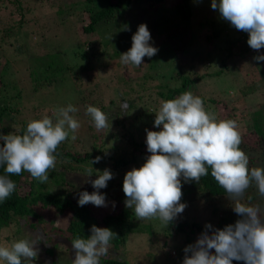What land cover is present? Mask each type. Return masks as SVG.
Listing matches in <instances>:
<instances>
[{"label":"rangeland","instance_id":"rangeland-1","mask_svg":"<svg viewBox=\"0 0 264 264\" xmlns=\"http://www.w3.org/2000/svg\"><path fill=\"white\" fill-rule=\"evenodd\" d=\"M102 2L104 3L105 0ZM97 3L99 5L101 0L92 1L91 7H96ZM177 3V0H164L155 7H149L144 0H132L121 16L114 20L103 21L92 32L86 33L84 26L89 24V17L85 9L83 10L84 0H22V12L16 0H0V52H4V55L8 57L6 64L2 63L6 65L4 70L8 68V72L3 74L0 84L2 85L6 80L9 82H5L7 86L4 85L5 93L9 96L5 101V98L2 99L0 95V107L13 96H17L18 89L21 90L20 97L17 98L16 103L12 104L18 108L19 112L16 110L13 117L9 119L6 117L5 124H10L13 132L19 130L23 119H39L44 115L51 117L53 108H57V105H65L66 102L80 100L79 96L82 94H78L77 97L75 91L84 93L87 86L98 80L99 84L94 95L96 98L100 94L105 99L106 105L103 112L107 116V126L98 131L105 135L109 131V142L118 143L122 139L124 130L117 120L128 116L129 101L133 102L128 97H132L135 103L144 101L148 104L145 107H148V110L155 115L154 112L159 107L156 108V105L150 101L149 98H152V95L149 90L146 92L144 89L151 84L165 86L174 81L177 82L178 80L171 78L172 71L176 69L184 71L187 75H202V78L197 80L189 91L202 99L205 111L216 119H223L219 108L223 113L232 112L231 119L236 121L239 133L247 140L248 145L255 146L251 151L255 167H264V146L259 145L261 142L264 144V138L260 140L258 132L254 129L258 126L264 128V61L254 59L257 55L264 54V47L254 50L246 44L249 48L245 53L238 54L234 51L233 54L230 53L226 42L228 38L240 35L241 30H237L221 18L218 11L210 7L211 0H191L187 15L177 11ZM140 23L146 24L149 29L151 36L149 43L157 48V52L150 58L143 57L144 64L138 67L124 65L120 62V53L131 46V36ZM4 29L5 32L10 33L9 36L1 39ZM208 34H211L210 38L213 39L210 42L204 37ZM86 40L96 42L93 53L101 55L99 60H96L98 61L96 69L93 70L97 74L93 76L91 71L85 72V75L83 73L79 85L76 84L78 81L75 82V77L69 73L62 77L51 72L50 74L56 77L48 81L44 73L38 75L35 74L36 69L30 71L31 68L39 69L47 52L56 53L57 58L65 60L64 51L72 53L75 48L80 50L83 46L86 47ZM69 55L67 54L66 58ZM35 63L38 67H35ZM99 63L104 64L97 72ZM37 79L48 83L36 84ZM10 81L16 86L10 84ZM77 85L80 86V90L76 89ZM85 92H88L87 89ZM139 94L142 95L141 98L138 97ZM89 99L90 97L87 96L86 100ZM122 101L127 102L126 109L121 108ZM219 101H221L219 103L221 107L218 108ZM82 120H79L80 127L75 133L69 131L66 141L77 147L84 146L85 149L92 137L86 121ZM111 144L108 143V146ZM142 148L147 153L146 145ZM142 163L143 161L139 162L138 167ZM66 173V171L64 174L61 173L64 176L63 184L52 183L50 179L44 184L39 181L37 184L63 191L67 185L66 177L73 178ZM123 176L122 173L117 176L112 173V179L107 181L105 188L101 189L107 191L105 205L92 206L96 208L98 218L106 215L107 212L122 210L120 205L124 204L125 196L122 185L117 187L116 183H122ZM94 178L79 175L75 178L77 189L89 192L93 188L87 181ZM251 192L256 196L257 203L242 199L241 202L259 205L261 214L264 215V196L258 193L254 185ZM217 201V204L221 206L218 215H208L203 207H199L208 205L212 208L215 201L210 199L189 203L191 208H185L188 211L192 210L193 213H187L185 208L182 213L188 215L190 219L194 214L202 220L207 216L213 218L212 222L216 223L218 217L224 213L223 208H227V216L233 222L239 218L232 209L231 200L224 198ZM41 212L43 219L49 222V225L53 223L49 233H43L41 229H32L28 223L21 221L0 230V246L10 244L5 235H10L12 232L16 234L12 241L19 238L31 239L32 235H39L41 239L35 245L37 250L35 258L38 262L40 260V264H72L74 250L71 247V241L60 237L64 232L67 217L52 209L43 208ZM125 212L132 215L128 210ZM158 220V217L134 220L156 224L154 229L162 232L153 244H150L141 232L128 235L126 244L119 245L118 248L120 253L127 256L130 264H181L184 258L181 244L172 236H164L165 227L163 228V224ZM55 228L63 232H54ZM51 234L55 237L51 240L50 248L44 249L45 242L49 240ZM162 242L168 244L161 248L159 246ZM33 264L36 263L33 261ZM233 264H244V262L234 260Z\"/></svg>","mask_w":264,"mask_h":264},{"label":"clouds","instance_id":"clouds-1","mask_svg":"<svg viewBox=\"0 0 264 264\" xmlns=\"http://www.w3.org/2000/svg\"><path fill=\"white\" fill-rule=\"evenodd\" d=\"M210 7L237 30L248 34L247 44L254 50L264 47V0H211ZM151 40L146 24L140 23L131 36V46L120 53L124 65L140 66L142 58L152 57L157 48ZM264 61V54L254 57ZM127 108V102H121ZM78 109L71 103L53 108V115L29 120L22 133L0 132V202L15 189V183L6 174L25 171L44 183L49 170L55 169V150L69 131L75 133L80 122L73 113ZM85 113L93 126H107L106 114L89 104ZM153 125L158 130L145 129V145L149 153L139 167L126 171L122 181L125 207L137 218L158 217L164 224L171 222L186 207L181 202V177L185 182L199 181L210 174L227 193L233 211L238 215L234 223L216 228L205 223L204 231L194 243L184 247L181 264H264V215L259 205L242 203L245 190L254 185L264 196V167H249L248 156L239 147L241 136L236 121L216 119L205 111L202 99L191 91L174 98L162 100L154 112ZM101 157L94 158L98 163ZM93 168V167H92ZM95 178L87 181L93 191L79 192L77 204L92 203L104 206L105 193L99 189L107 186L112 172L106 167L95 169ZM93 171L85 169L84 176ZM90 235L77 236L71 241L74 250L72 264H99V258L108 251L116 235L108 227L90 226ZM41 237L19 238L7 246H0V264H33L37 255L35 245ZM190 253V254H189Z\"/></svg>","mask_w":264,"mask_h":264},{"label":"trees","instance_id":"trees-1","mask_svg":"<svg viewBox=\"0 0 264 264\" xmlns=\"http://www.w3.org/2000/svg\"><path fill=\"white\" fill-rule=\"evenodd\" d=\"M16 1L18 3L19 10L21 11L22 0ZM92 1L94 0H84L83 5V10L85 9L89 17V24L87 26H84V32L86 33L92 32L97 27V25L103 21L112 19L114 20L115 18L121 16L122 13L127 10V8L132 2V0H105V2L103 3L101 0V3L99 5L97 3L96 7H91ZM144 1L147 6L155 7L164 0ZM177 1V11L182 15H187L189 12V3L191 0ZM4 27H6L5 24ZM3 32L4 33L1 39H4L5 36H9L10 33L5 32V29ZM210 36L211 34H208L204 37L210 42L211 40H213L212 38H210ZM247 38L248 34L244 31H241L240 35H238L237 37L228 38L226 44L230 53H245L249 48V46H246ZM85 45L86 47L83 46L80 50L76 48L73 49L72 53L64 51L66 56L67 54H70L67 58L65 56V60L62 58H57L56 53L50 52V54H52L50 55L49 52H47V55L44 54L45 60L43 64L39 67V69L31 68L30 71L36 69L37 72L35 74L40 75V73H44V77H46V80L53 79L55 74L56 76L64 77L67 73H69L70 75L75 77V82L78 81V83L76 82V84L79 85V80L82 79L83 73L85 75V72L88 73L91 71L93 76L97 74L93 70L96 69V63L98 62L96 60H99V55H101L100 53H93L96 48V42L94 43L86 40ZM7 60L8 57L4 55V52H0V69L2 68V75L0 72V79H2L3 74H6V72H8V68L4 70ZM3 62L5 64H2ZM103 64L104 63H102V65ZM102 65L100 63L98 64L97 72ZM35 67H38L36 63ZM51 68L54 70L52 71ZM51 72H55L54 75H51ZM171 75V78H174L176 79V81H178H174V83L172 84H166L165 86H157L151 84L144 89L146 92L149 90L150 95H152V98L149 99L154 103V105H156V108L159 107L160 102L162 100L171 99L186 90L189 91L190 87L195 84L197 80L202 78V75H187L184 74V71L176 69L172 71ZM122 80L125 81L124 77H122ZM43 81L44 80L40 82V80L37 79L35 82L36 84L41 83V85H44L45 82ZM5 82L9 83L7 80ZM5 82H3L2 85L0 84V95L2 96V99L5 98L6 101V97H8L9 94L7 96V94L5 93L6 88L4 89V85L7 86ZM13 83L14 82L10 81V84L16 86ZM98 84L99 81L97 80V82L87 86V88L85 89H87L88 92H85V89L84 93H77V91H75L77 94H75V96L77 97L78 94H82L81 96H79L81 97L80 100L74 102H66L65 105L62 104L63 106H66L68 103H71L78 109V111L73 113V115L78 121L81 119L86 121V124L92 137L91 142L87 146H85V149L84 146L81 145L77 147L75 146V144H68L65 139L57 146L55 150V169L49 170L50 181L52 183L63 184L64 176L61 173L64 174V171L69 173L70 176L72 175L73 178L66 177L67 179L65 178V181L67 185L65 186L63 191H56L53 190V188L50 186L45 188L44 185H41L44 183L37 184L38 180L31 177L29 173L23 170L20 174H6L11 180L14 181L15 189L9 197H7L3 202H0V230L2 228L8 227L10 224H15L23 221L24 223H28V225L32 229H41L43 233H49V229L53 226V223L50 221L51 225H49L50 223L46 222V220L43 219V213L41 212V210L43 208L50 210L52 209L55 212L57 211L60 215L67 217L66 226L63 229L64 232L61 230L59 231V229L55 228L54 232H63L60 237L68 238L70 241H72L77 236L86 238V236L90 235V226L93 224L98 227H108L116 235L109 242L108 251L99 258V264H130V260L127 259V256L124 253H120V248H118L119 245L124 246L126 244L128 235L135 232H141L146 236L150 244H153L154 240H156V237L160 236L162 231L159 232L154 229L156 227V224L153 225L152 223L147 224L145 222L134 221L137 220V217L134 215L132 210L130 208L125 207V204L121 203V211H112L113 213L107 212L106 215L102 216L101 218H98L96 216V208L92 207L94 206L92 203H87L83 206H79L77 204L78 194L83 190L77 189L78 186L77 182H75V178L79 175L84 176L85 169H91L93 171V174L91 176H88L89 178H91L95 177L96 175L95 169L100 170L101 168V170H103L107 167L115 176H117L120 173L124 175L126 171L130 170L133 167H138L139 162H144V158L149 155V153H146L142 148L145 145V129H158L155 128L153 125L155 115L153 114V112H151V110H148V107H145L148 104H146L144 101L141 103H135L132 97H128L130 100L133 101L131 102L128 100V109L130 110L128 112V116L117 120L124 130V133L122 134V139H120L118 143L111 144L112 142H109V131L106 130V135L99 132L93 126L91 118L85 113V108L89 104L99 107L102 111L105 110V99L100 94L98 95V97L96 96V98L94 95L97 91L96 89L98 87ZM78 85L76 89L80 90V86L78 87ZM20 93L21 90L18 89V93L16 94L17 96H13L10 100L5 103V105L0 107V132L4 134L12 132V126L10 124L6 125L5 121L6 117H8L9 119L15 115L16 112L14 111L17 110V112H19L18 108H15L14 106H12V104L16 103L17 98L20 97ZM156 93L157 96H155ZM87 96L90 97L89 100H86ZM139 96L140 98L142 97L141 94H139L138 97ZM220 102L221 101L218 102V108L221 107V105L219 104ZM62 105H57V108L62 107ZM224 105L227 106V104L225 103ZM219 110L223 119H231L232 112L227 111L226 113H223L220 108ZM28 121L29 120L27 119H23L21 121L22 123L19 130L13 132L17 134L22 133ZM254 129L256 130V132H258L260 140L263 139V126H258L257 128L254 127ZM240 136L241 144L239 145V147L248 156L249 167H255L254 158L251 155V151L254 150L255 146L248 145L247 140H245L241 134ZM108 143L111 145L108 146ZM259 145H262V147L264 146L263 142H261ZM97 156L101 157L100 161L98 163H92L91 165L90 161H93L94 158ZM0 174H5L3 172V166H0ZM180 179L182 193L180 199L181 202L185 203L186 208L188 209L191 208V205H189V203L210 199L215 201L212 208L208 205H201L199 207H203V210L206 211L208 215H218V210H220L221 206L217 204V199H229L227 197V193H225L224 190L214 181L210 174L202 176L199 181L185 182L182 177ZM116 184L117 187H120L122 185V183L120 182H117ZM25 185L27 186L25 187ZM251 188L252 185H250L245 190L243 196L240 199L249 200V202L257 203L256 196L252 194ZM92 191L93 189L89 192ZM99 191L105 194L107 192L105 190L102 191L101 189ZM199 207L197 206V208ZM186 208L185 210H187ZM126 210L130 211L132 215L127 214L125 212ZM222 211H224V213L218 217L216 223L212 222L214 221L212 220L213 218L211 219L207 216L204 218V220H202L194 214V216L190 219L188 215H184L183 213L178 214L167 225L164 224L159 218L158 222L160 221L163 224L162 227H165L164 236L174 237V239L181 244L182 254L185 255L183 251L184 247L188 244L195 242V237L199 236L201 232L205 230L204 225L206 222L210 223L216 228H222L226 224L234 223L233 220L227 216V208H223ZM187 213L191 214L193 212L192 210H187ZM143 219L146 220V218ZM167 233L169 235H167ZM15 235L16 234H13V232L10 235H5V238H7L6 240L8 241V243L12 242V239L15 237ZM54 237L55 235H50L48 240L50 242H45L44 249H47L50 246L51 240ZM167 244V242H162L159 247L164 248ZM111 245L112 247H109ZM33 261L36 264H40V260L38 262L35 257L33 258Z\"/></svg>","mask_w":264,"mask_h":264}]
</instances>
